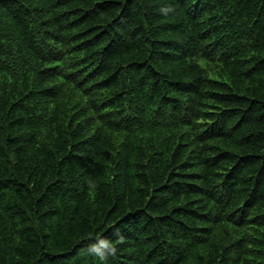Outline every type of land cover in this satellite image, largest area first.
<instances>
[{
    "label": "trees",
    "instance_id": "obj_1",
    "mask_svg": "<svg viewBox=\"0 0 264 264\" xmlns=\"http://www.w3.org/2000/svg\"><path fill=\"white\" fill-rule=\"evenodd\" d=\"M0 264H264V0H0Z\"/></svg>",
    "mask_w": 264,
    "mask_h": 264
},
{
    "label": "clouds",
    "instance_id": "obj_2",
    "mask_svg": "<svg viewBox=\"0 0 264 264\" xmlns=\"http://www.w3.org/2000/svg\"><path fill=\"white\" fill-rule=\"evenodd\" d=\"M101 243H102V245H103L104 247H106V248L109 247V245H108L106 242H103V241H102ZM94 250H96V249H94ZM112 251L115 252V248H112Z\"/></svg>",
    "mask_w": 264,
    "mask_h": 264
}]
</instances>
